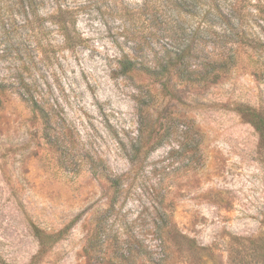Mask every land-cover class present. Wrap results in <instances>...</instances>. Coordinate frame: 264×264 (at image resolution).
I'll return each mask as SVG.
<instances>
[{"label": "rangeland", "instance_id": "374dc122", "mask_svg": "<svg viewBox=\"0 0 264 264\" xmlns=\"http://www.w3.org/2000/svg\"><path fill=\"white\" fill-rule=\"evenodd\" d=\"M70 1L77 43L53 32L26 73L53 105L52 142L0 94V264H30L36 228L61 236L36 264H264V140L238 109L264 115V0L240 2L238 36L204 38L214 55L241 42L219 81L174 95L119 69L134 25L116 8L141 0Z\"/></svg>", "mask_w": 264, "mask_h": 264}, {"label": "trees", "instance_id": "16d2710c", "mask_svg": "<svg viewBox=\"0 0 264 264\" xmlns=\"http://www.w3.org/2000/svg\"><path fill=\"white\" fill-rule=\"evenodd\" d=\"M241 1L141 0L136 8L126 4L118 6L116 11H119L122 22L134 25L124 28V38L132 44V52L119 59L121 74H141L155 83L160 91L171 95L176 94L183 84L201 87L217 83L221 75L236 63L241 42L234 40L228 53L214 55L207 50L204 38L220 31L225 37L238 36L242 23L236 17ZM81 8L70 0H0V59L10 62L7 74L0 78V94H14L37 114L44 125L45 137L51 142L48 130L54 122L53 105L48 98L38 94L26 73L33 59L53 47V32L62 37L68 48L77 43L76 20ZM183 14L201 17V22L189 28V21ZM138 23L145 25L136 27ZM162 25H165L163 29L159 27ZM163 41L167 42L164 46ZM146 92L151 95V88L148 87ZM238 109L248 116V121L264 140V115L249 106L240 105ZM143 123L141 120L140 139L144 134ZM170 232L171 228H167V235ZM35 235L41 250L30 264H36L38 256L61 237L37 228Z\"/></svg>", "mask_w": 264, "mask_h": 264}]
</instances>
